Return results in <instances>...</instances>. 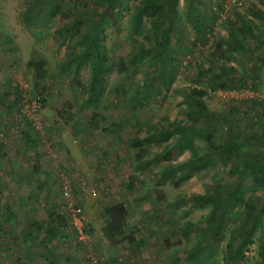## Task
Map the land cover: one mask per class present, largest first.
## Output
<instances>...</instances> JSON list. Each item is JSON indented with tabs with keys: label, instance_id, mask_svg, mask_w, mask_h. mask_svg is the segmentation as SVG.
<instances>
[{
	"label": "rangeland",
	"instance_id": "374dc122",
	"mask_svg": "<svg viewBox=\"0 0 264 264\" xmlns=\"http://www.w3.org/2000/svg\"><path fill=\"white\" fill-rule=\"evenodd\" d=\"M122 1V7L115 9L108 15L109 20L101 23L100 40L112 60L116 62L119 55L124 56L127 69L121 71L117 63H109L105 92L100 104L94 108L85 103L91 67L86 61L75 60L74 54L81 48L78 39L63 41L59 30L77 20H83L82 28L96 24L97 13L104 8L100 0H0V133H3L0 135V154L4 153L0 162V264H29V204L18 205L13 192L17 190L21 196L29 193V163L22 165L26 168L22 167L24 171L19 181L6 169L13 167L14 159L25 153L20 146L13 149V142L17 137H23L20 130L27 125V116L33 120L45 145L44 152L52 156L59 174L65 171L70 176L74 196L82 204L86 219L84 229L88 235L80 239L76 234L80 264H92L88 256H100L102 261L98 264H127L131 259L135 264H170L171 256L178 257L176 264H228L225 252L230 234L228 227L213 251L188 256L195 247L209 209L207 205L190 208V196L212 191L217 182L229 183L230 175L221 162L200 167L177 184L169 181L157 184L153 173L167 164L176 166L188 159L190 151L187 148L174 150L170 159L154 155L173 141V136L166 142L147 146V153L141 152L140 156L126 142L134 135H143L147 128L159 129L175 119L185 121L182 119L187 108L184 96L194 86L206 90L203 100L209 109L226 111L234 100L239 101L235 103L231 122L249 132V117L258 119L264 108V72L260 64L255 68L248 66L243 74L241 65L244 61L233 50L235 36L228 22L235 19L236 13L243 14L256 26H253L254 32L260 29L264 35V25L252 18L250 11L252 7L264 10V4L262 0H199L198 16L201 18L203 14L210 21L212 32L206 40L198 42L197 32L183 19L185 2L179 0L182 21L177 22L178 29L171 35L172 45L178 44L175 75L167 90L152 92L148 103L137 110L138 122L134 125L126 122L127 118L130 120L132 109L128 106L129 94L150 80L157 63L151 67L145 61L138 67L129 63L130 56L140 46L149 44L144 34L150 23L145 15L137 29L132 28L130 18L136 0ZM50 7L56 9L41 17ZM217 40L227 52L223 62L236 68L235 78L246 77L243 86L212 91L207 78L196 81L198 70L210 65L208 57ZM246 46L251 52L245 58L249 63L264 52V43L260 39H247ZM11 53L20 57V67L9 64L15 58L10 56ZM39 56L47 61L45 78L40 81L35 80L25 65L31 58ZM5 69L11 74L10 81ZM124 89L126 93H122ZM240 98H256V102L251 104ZM37 101L39 108L33 111L32 105ZM93 110L96 112L94 117ZM53 112L63 121V127L58 126L51 132L47 130L46 120H51ZM223 129V125L217 127L215 136L219 135V140L226 136ZM3 144L7 152L3 151ZM205 144L203 139H194L199 154L206 148ZM13 152L15 157H12ZM34 153L31 152L33 158ZM26 154L29 155V151ZM11 157L14 161L7 162ZM140 160H149V163L143 167L139 165ZM131 178L133 186L130 188L127 186ZM256 195L264 198V190L252 192L248 189L233 205V210H240L244 201L254 199ZM115 202H123L128 215L125 233L111 239L105 236L103 226L108 218V208ZM10 210L16 213L10 214ZM187 223L190 226L185 231L183 228ZM41 228L38 231L45 232ZM69 228L73 231L68 221L66 226L57 228L56 234L66 238ZM32 247L36 246L30 245ZM59 248L70 252L65 245L60 244ZM45 257L49 258L47 253ZM258 259L255 241L245 248L244 257L235 264H256ZM70 264L75 263L71 261Z\"/></svg>",
	"mask_w": 264,
	"mask_h": 264
},
{
	"label": "trees",
	"instance_id": "16d2710c",
	"mask_svg": "<svg viewBox=\"0 0 264 264\" xmlns=\"http://www.w3.org/2000/svg\"><path fill=\"white\" fill-rule=\"evenodd\" d=\"M179 0H136L131 14L130 22L135 30L142 23L143 16H147L150 25L147 27L144 37L148 40L147 46H140L129 58V63L138 67L141 62L152 66L157 63L156 71L150 76V80L145 82L139 89H134L129 94L128 106L131 107L130 120L127 123L138 122V111L145 106L152 92H160V89L167 90L169 82L176 72L175 59L178 54V44L173 46L171 35L178 29L177 22L182 21L178 10ZM185 14L183 19L190 23L197 32L196 40L201 42L207 39V35L212 32L209 20L202 14L198 16L199 0H184ZM264 4V0H262ZM103 10L97 13L98 22L90 27L82 28L83 20H77L69 26L61 27L59 35L63 41L77 38L81 45L78 53L74 54L75 60L79 63L88 62L91 69V76L88 81V92L85 103L96 108L101 102V96L105 92V74L109 63H117L119 70H126V62L123 55L117 57L116 62L107 53L100 40L103 27L101 23L108 21V15L118 7H122V0H100ZM56 7L47 8L41 14H52ZM29 11V9L27 10ZM252 18L258 20L260 25H264V10L252 7L250 9ZM36 16H39L36 15ZM209 21V22H208ZM229 27L233 30L235 38L232 41L233 50L236 55L241 56L244 64L241 65L243 74L248 66L255 68L261 64L264 72V52L255 56L253 61L245 60L249 52L246 46L247 39L262 40L264 35L260 29L254 32L252 20L245 18L243 14L236 13L234 20H229ZM258 28V26H257ZM180 45V44H179ZM176 53V54H175ZM226 50L222 49V42H213L212 51L209 54L210 65L207 68L198 70L196 81H201L205 77L209 81L210 89L230 90L245 84L246 77L235 78V66L227 65L224 61ZM73 61L71 58L70 61ZM74 60V61H75ZM221 60V61H220ZM46 58L43 56L33 57L27 62V68L31 71L35 80H42L46 73ZM218 70H215V69ZM43 88V86H42ZM143 89V92H140ZM126 89L122 93H126ZM206 90L199 86L189 89L184 96L186 110L182 119L173 120L167 125H161L159 129L147 128L143 135H134L127 140V146L135 149L137 156L147 151V146L155 143L168 141L160 151L154 153L160 159H170L171 152L181 151L187 148L190 151L189 158L179 162L176 166L167 164L160 170L153 173L157 184H164L169 181L174 184L188 177L200 167H208L214 162H221L230 175L228 184L217 182L213 185L212 191L205 193H194L190 196V208L196 206H209L204 217V225L198 235L193 250L188 256L211 252L223 239L225 227L230 229L229 239L226 242L225 252L228 264H235L238 259L244 257V250L249 244L256 241L258 261L256 264H264V198L261 195L254 196L243 202L238 211L233 210V205L239 202L240 197L248 189L252 192L264 190V108L259 112V118L249 117L251 130L244 129L239 124L231 122V116L239 101L234 100L232 106L226 111H215L209 109L203 100ZM245 100L244 98H240ZM256 99V98H255ZM249 98L245 102L255 104L256 100ZM42 100V99H41ZM44 100V99H43ZM231 100V99H230ZM264 106V103H263ZM93 110V117L95 115ZM243 113V112H242ZM247 113V112H246ZM247 115V114H246ZM28 127L36 130L35 124L28 119ZM66 121V120H65ZM134 124V125H135ZM198 124V126H195ZM224 126L225 138L218 139L215 136L217 127ZM198 137L205 141L206 148L199 154V148L194 145V139ZM40 138V137H39ZM147 153V152H146ZM149 160H140L139 165L145 167ZM179 171V172H177ZM144 183V182H143ZM132 178L128 180V186L132 187ZM146 186V185H145ZM58 205V203H57ZM54 217L61 220L60 214L53 211ZM127 209L123 202H115L108 208V218L103 226L106 237L113 239L114 236L125 233L124 227L127 224ZM69 221L68 214L63 216ZM190 226V225H189ZM188 223L183 230L189 229ZM86 230V229H85ZM235 230V231H234ZM257 233V234H256ZM256 234V235H255ZM171 256L170 264H176L178 257ZM174 259V260H173ZM98 264V263H97Z\"/></svg>",
	"mask_w": 264,
	"mask_h": 264
},
{
	"label": "crops",
	"instance_id": "0c3cea01",
	"mask_svg": "<svg viewBox=\"0 0 264 264\" xmlns=\"http://www.w3.org/2000/svg\"><path fill=\"white\" fill-rule=\"evenodd\" d=\"M10 56H15V58H12L9 61V64L12 66H15L16 64L20 67V57L13 54ZM25 65L27 66V63ZM4 72H6V78L10 81L12 77L9 70L5 69ZM51 116L52 118L50 121L46 120L48 123L47 130L50 129V131L53 132V130L58 128V126L63 127V121H61V119L57 116L56 112H53ZM55 123L57 125L54 127ZM20 131L23 137H17L16 140L14 139L15 141L13 142V149H15L16 146H20L23 149L22 151L25 153L22 156H17L14 161L12 157H15V154L13 152V156L11 158H7V162L10 161V159L14 161L12 162L13 167L6 169H8V173L10 175L19 181L22 171H24L23 168H26V166L24 167L22 165H28L29 163V193H27V195L25 194L24 196H21V194H18L17 190L13 191L17 197L16 202L18 205H21L24 202L29 204V207L27 208L29 209V264H70L71 261H73L75 264L78 262L80 264L81 259H79V257L81 252L79 249H77L79 242L76 239V232L70 230L69 228V232L67 231L69 236L66 238L63 235L59 236V234H56L57 228L63 225L66 226L68 219L63 218V216L67 215V213L59 206V204L57 205L56 202V198L60 194L61 185L55 162L52 159V156L47 154V152H44L45 145L41 142L42 139L39 138L40 136L37 130L26 125ZM49 135L53 136L51 133ZM20 143H22V146ZM0 146H2L1 143ZM5 146L6 145L3 144L2 149L3 151L5 149L7 152ZM28 151L29 155L26 154ZM33 151L35 152L34 158L32 156ZM3 156L4 153L0 154V162L3 161ZM80 165L83 166L82 163H80ZM6 169L4 168L3 171H6ZM22 197H26L25 200H22ZM53 211H55L56 214H60L62 219L58 220L56 217H54V213H52ZM40 212L41 216L38 217ZM9 213L14 215L16 211L10 210ZM41 227H43L45 232L38 231ZM60 244L67 246L68 249H70V252L66 253L65 251H62L59 248ZM30 245L36 247L30 248ZM36 248L38 249L37 251L35 250ZM46 253L49 256L48 259L45 257ZM127 262V264H135L133 263L132 259L131 262Z\"/></svg>",
	"mask_w": 264,
	"mask_h": 264
},
{
	"label": "built area",
	"instance_id": "2783aa9c",
	"mask_svg": "<svg viewBox=\"0 0 264 264\" xmlns=\"http://www.w3.org/2000/svg\"><path fill=\"white\" fill-rule=\"evenodd\" d=\"M32 107H33V111H36L39 108V102L37 101V104L34 103ZM27 118L30 119L29 116H27ZM0 135L2 136L3 133L1 132ZM59 176L61 181V188H60V194L56 198V202L68 214L69 224L73 228V231L76 232L78 238L83 239L87 233L84 229L86 219L84 217L82 204L79 203L77 201L78 198H75L74 196V190L71 184L70 176L65 171L61 172ZM81 188L84 189V186L82 184H81ZM88 258L92 264H96L102 261L101 260L102 258L100 256L98 257L88 256Z\"/></svg>",
	"mask_w": 264,
	"mask_h": 264
}]
</instances>
